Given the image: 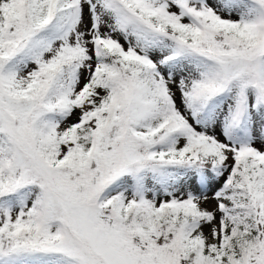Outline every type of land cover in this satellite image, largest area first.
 Wrapping results in <instances>:
<instances>
[{
	"label": "snow or ice",
	"instance_id": "snow-or-ice-1",
	"mask_svg": "<svg viewBox=\"0 0 264 264\" xmlns=\"http://www.w3.org/2000/svg\"><path fill=\"white\" fill-rule=\"evenodd\" d=\"M0 264H264V0H0Z\"/></svg>",
	"mask_w": 264,
	"mask_h": 264
},
{
	"label": "rangeland",
	"instance_id": "rangeland-1",
	"mask_svg": "<svg viewBox=\"0 0 264 264\" xmlns=\"http://www.w3.org/2000/svg\"><path fill=\"white\" fill-rule=\"evenodd\" d=\"M257 147H259V145H257Z\"/></svg>",
	"mask_w": 264,
	"mask_h": 264
}]
</instances>
